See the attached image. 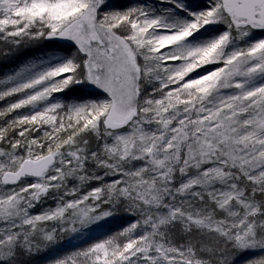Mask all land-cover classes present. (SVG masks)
I'll return each instance as SVG.
<instances>
[{"label": "snow or ice", "instance_id": "obj_1", "mask_svg": "<svg viewBox=\"0 0 264 264\" xmlns=\"http://www.w3.org/2000/svg\"><path fill=\"white\" fill-rule=\"evenodd\" d=\"M0 264H264V0H0Z\"/></svg>", "mask_w": 264, "mask_h": 264}]
</instances>
